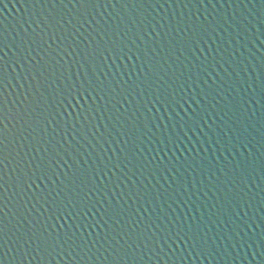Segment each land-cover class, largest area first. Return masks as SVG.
I'll list each match as a JSON object with an SVG mask.
<instances>
[{
  "label": "water",
  "instance_id": "water-1",
  "mask_svg": "<svg viewBox=\"0 0 264 264\" xmlns=\"http://www.w3.org/2000/svg\"><path fill=\"white\" fill-rule=\"evenodd\" d=\"M0 264H264V0H0Z\"/></svg>",
  "mask_w": 264,
  "mask_h": 264
}]
</instances>
